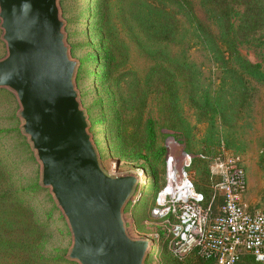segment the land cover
Here are the masks:
<instances>
[{"label":"rangeland","instance_id":"obj_1","mask_svg":"<svg viewBox=\"0 0 264 264\" xmlns=\"http://www.w3.org/2000/svg\"><path fill=\"white\" fill-rule=\"evenodd\" d=\"M148 6L171 11L174 38L179 35L171 43L166 32L159 34L148 45L156 54L131 35L141 32L131 13ZM58 8L100 166L113 178L139 177L123 216L131 238L153 243L144 264H211L195 255L174 258L162 223L152 218L165 184L166 141L174 138L194 157L190 175L210 200L217 160L239 157L247 173L244 199L264 212V76L245 71L264 67V47L243 46L238 58L224 54L219 37L202 43L192 18L219 35L203 0H58ZM2 37L0 21V60L8 55ZM24 124L16 94L0 89V264H80L70 257L71 227L42 184V164ZM221 203L216 198L215 211ZM239 264L258 263L245 256Z\"/></svg>","mask_w":264,"mask_h":264},{"label":"water","instance_id":"obj_2","mask_svg":"<svg viewBox=\"0 0 264 264\" xmlns=\"http://www.w3.org/2000/svg\"><path fill=\"white\" fill-rule=\"evenodd\" d=\"M8 55L0 60V89L14 92L24 130L66 216L80 264H144L149 240L129 236L123 211L138 176L102 170L74 85L76 63L65 43L58 0H0Z\"/></svg>","mask_w":264,"mask_h":264},{"label":"built area","instance_id":"obj_3","mask_svg":"<svg viewBox=\"0 0 264 264\" xmlns=\"http://www.w3.org/2000/svg\"><path fill=\"white\" fill-rule=\"evenodd\" d=\"M165 148V184L155 198L152 218L162 223L163 239L174 258L185 261L195 255L214 264H239L251 256L264 264V212L252 210L244 199L247 173L241 159L217 160L210 200L190 175L194 157L172 137ZM218 197L222 203L215 211Z\"/></svg>","mask_w":264,"mask_h":264},{"label":"trees","instance_id":"obj_4","mask_svg":"<svg viewBox=\"0 0 264 264\" xmlns=\"http://www.w3.org/2000/svg\"><path fill=\"white\" fill-rule=\"evenodd\" d=\"M203 4L209 18L219 28V35L215 36L213 31L207 28L198 18L195 20L192 18V21L189 22L195 26L198 38L201 39L202 43L213 42L216 37H219V43L223 46L224 54H231V57L238 58L242 57L240 48L243 46L264 47V0H203ZM190 16L189 12H185L186 19ZM173 17L171 11L159 10V8L153 6L136 8L131 13V19L135 27H137V23L140 25L141 32L131 35L140 39L144 52L156 54L148 45H153L154 40L159 39V34L166 32L165 35H169L171 43L179 37L177 35L174 38L173 29H171L175 22ZM214 47H217V45ZM252 68H255L260 75L264 76V67L261 64L248 65L245 71L248 72ZM130 101L132 102V100ZM251 258L254 260L253 257Z\"/></svg>","mask_w":264,"mask_h":264}]
</instances>
